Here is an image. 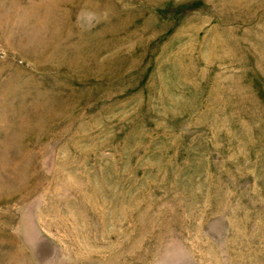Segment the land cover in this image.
<instances>
[{
	"label": "rangeland",
	"instance_id": "rangeland-1",
	"mask_svg": "<svg viewBox=\"0 0 264 264\" xmlns=\"http://www.w3.org/2000/svg\"><path fill=\"white\" fill-rule=\"evenodd\" d=\"M0 264H264V0H0Z\"/></svg>",
	"mask_w": 264,
	"mask_h": 264
}]
</instances>
